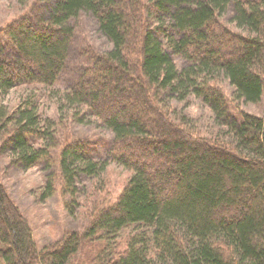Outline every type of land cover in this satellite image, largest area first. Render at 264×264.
<instances>
[{
	"label": "trees",
	"instance_id": "trees-1",
	"mask_svg": "<svg viewBox=\"0 0 264 264\" xmlns=\"http://www.w3.org/2000/svg\"><path fill=\"white\" fill-rule=\"evenodd\" d=\"M43 3L44 15L28 12L0 28V93L58 83L73 21L92 16L109 46L82 49L84 62L60 100L110 131L104 161L131 174L83 233L69 232L39 251L0 184V264H264V118L233 116L217 85L222 77L244 103L264 99V0ZM189 96L208 107L232 142L176 123L163 100ZM0 121L7 128L0 148L15 164L30 168L47 159L32 144L41 138L33 109H0ZM87 147L71 140L61 149L67 183L78 170L96 173ZM127 228L135 233L119 240ZM102 239L112 245H90Z\"/></svg>",
	"mask_w": 264,
	"mask_h": 264
},
{
	"label": "rangeland",
	"instance_id": "rangeland-1",
	"mask_svg": "<svg viewBox=\"0 0 264 264\" xmlns=\"http://www.w3.org/2000/svg\"><path fill=\"white\" fill-rule=\"evenodd\" d=\"M44 1L0 0V28L28 12L44 15L43 8L40 7ZM221 21L229 24L227 17ZM72 25L74 36L67 66L58 83L50 88L40 84L23 85L0 93L2 110L11 112L33 109L40 126L37 128L41 132V138L37 137L32 144L34 147L44 148L47 154V159L30 168H22L15 164L7 150L0 148V184L29 227L37 251L51 247L69 232L83 233L94 211L111 204L131 174L121 165L104 161V152L112 138L110 131L95 118L87 113L85 115V110H80V114L76 108H68L60 100L59 93L64 94V88L71 81V73L78 67V63L84 62L82 49L89 47L103 51L109 46L98 32L92 16L81 14ZM172 59L179 68L184 64L178 56L174 55ZM217 85L227 99L233 116L246 113L264 118L263 98L257 103H244L234 97L232 88L222 77L217 80ZM163 104L176 123H180L191 133L212 141L232 142L226 127L198 98L189 96L180 101L165 99ZM6 129L0 124V142ZM43 137L47 139L44 140ZM71 140H81L88 145V158L94 161L96 173L88 174L78 170L71 182L67 183L60 173L59 155L64 145ZM48 181L51 188L47 190ZM130 233L135 231L132 228L123 230L119 234V240ZM90 245L109 247L112 241L95 240ZM86 247L88 245L82 251H86Z\"/></svg>",
	"mask_w": 264,
	"mask_h": 264
}]
</instances>
